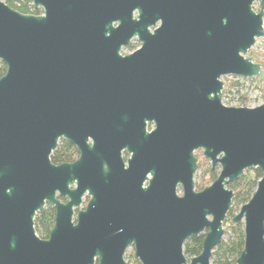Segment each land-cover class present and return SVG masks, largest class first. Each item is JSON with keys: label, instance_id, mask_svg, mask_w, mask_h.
<instances>
[{"label": "water", "instance_id": "1", "mask_svg": "<svg viewBox=\"0 0 264 264\" xmlns=\"http://www.w3.org/2000/svg\"><path fill=\"white\" fill-rule=\"evenodd\" d=\"M254 1L33 0L32 14L0 0V264H127L129 246L140 264H211L227 184L249 168L262 175L232 217L235 262L264 264V101H221V76L260 72L245 55L264 37ZM133 36L139 47L119 54ZM62 137L79 155L53 163ZM197 150L219 167L200 190ZM200 233L188 261L183 244Z\"/></svg>", "mask_w": 264, "mask_h": 264}, {"label": "trees", "instance_id": "2", "mask_svg": "<svg viewBox=\"0 0 264 264\" xmlns=\"http://www.w3.org/2000/svg\"><path fill=\"white\" fill-rule=\"evenodd\" d=\"M5 3L11 7L17 9L23 13H39L34 9L32 5V0H3ZM5 71V64L0 61V75ZM232 84L237 85L238 80L231 81ZM222 92H224L222 90ZM200 150H197L199 152ZM76 152L74 146L69 142L59 139L56 148L50 154V159L53 163H60L63 161H68L73 158ZM201 160L197 157V170L202 169V164H206V174L215 178L217 176V169L211 168L208 159H206L203 154L201 155ZM209 164V165H208ZM262 175L258 168H253L241 174L236 180L227 184L228 188L233 190V201L236 202H246L251 196L257 179ZM233 207L230 206L227 214H232ZM55 208L50 204H45L34 216V228L37 235L41 238H46L48 236L50 228L54 223ZM233 216V215H232ZM232 216L230 219V229L231 235L228 240H221L211 252V262L212 264H236L235 260L243 248L244 233H243V223L241 221L233 222ZM203 233L195 236L189 237L183 244V252L185 256L192 257L200 253L202 248ZM130 264H140V262L133 258Z\"/></svg>", "mask_w": 264, "mask_h": 264}, {"label": "rangeland", "instance_id": "3", "mask_svg": "<svg viewBox=\"0 0 264 264\" xmlns=\"http://www.w3.org/2000/svg\"><path fill=\"white\" fill-rule=\"evenodd\" d=\"M253 9L258 10L259 9V0H255L253 3ZM263 27H264V15H263ZM129 51V48H124L122 50V53H127ZM246 56H249L250 59L254 62H257L260 64V72L256 76H235V75H223L221 76V80L223 82V88L221 91V101L222 103L226 105H245V106H255L257 104H260L264 101V37L259 36L256 38V41L253 43V45L247 50L245 53ZM238 80V84L234 85L231 81ZM195 156L201 160L202 152L201 150L199 152L194 153ZM207 164V163H206ZM206 164H202V169L196 170L193 176L194 180V188L196 190H200L204 187V185L210 184L214 178L209 177L206 174ZM209 165V164H208ZM217 173L219 171V167L216 166ZM253 168H249L244 170V172L248 170H252ZM178 193H181V187L178 186L177 188ZM88 199V196L85 195L83 197V200L81 202V205L79 208H83L85 206V203ZM243 202H236L233 201V198L231 200V205L233 207L232 214L225 215V218L222 222V228H223V235L221 240H228V238L231 235V229H230V219L231 216L238 212L240 205ZM233 217V216H232ZM134 251L133 247L129 246L124 252V259L126 260L127 264H130L133 261L134 257ZM185 255V254H184ZM186 259L189 261L190 257L185 256ZM210 263L211 258H210Z\"/></svg>", "mask_w": 264, "mask_h": 264}, {"label": "flooded vegetation", "instance_id": "4", "mask_svg": "<svg viewBox=\"0 0 264 264\" xmlns=\"http://www.w3.org/2000/svg\"><path fill=\"white\" fill-rule=\"evenodd\" d=\"M32 5H33V7H34V9H36L39 13H36V14H41V13H43V9H42V7L41 6H35L34 4H33V0H32ZM136 14V13H135ZM139 45H140V42L137 40V38L135 37V36H133V37H131L130 38V40H129V42L128 43H126V44H124V45H121V48H120V50H119V54H121V55H126V54H129V53H131V52H133L137 47H139ZM124 48H129V51L127 52V53H122V50L124 49ZM61 139H63V140H65V141H67V142H69L70 144H72L73 146H74V148H75V150H76V152L74 153V155H73V158L71 159V160H68V161H63V162H72V161H74L77 157H78V155H79V151H78V149H77V147L72 143V142H70L68 139H66V138H61ZM129 156V154L126 152V150H123L122 151V157H123V159L124 160H126V158ZM209 161V160H208ZM60 163H62V162H60ZM210 163V162H209ZM211 166V165H210ZM196 170H197V168H196ZM195 170V171H196ZM195 173V172H194ZM60 199L62 200V201H64L65 200V198H61L60 197ZM49 204V203H48ZM51 205V204H50ZM53 206V205H52Z\"/></svg>", "mask_w": 264, "mask_h": 264}]
</instances>
